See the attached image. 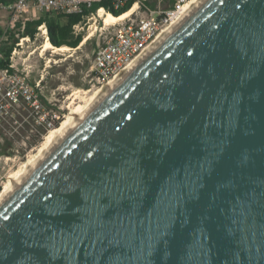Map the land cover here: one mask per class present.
Returning a JSON list of instances; mask_svg holds the SVG:
<instances>
[{
	"label": "water",
	"instance_id": "obj_1",
	"mask_svg": "<svg viewBox=\"0 0 264 264\" xmlns=\"http://www.w3.org/2000/svg\"><path fill=\"white\" fill-rule=\"evenodd\" d=\"M0 264H264V0L201 1L109 89L0 202Z\"/></svg>",
	"mask_w": 264,
	"mask_h": 264
},
{
	"label": "rangeland",
	"instance_id": "obj_2",
	"mask_svg": "<svg viewBox=\"0 0 264 264\" xmlns=\"http://www.w3.org/2000/svg\"><path fill=\"white\" fill-rule=\"evenodd\" d=\"M149 2L157 4L156 0ZM169 4L170 1L166 0L158 5L165 9ZM142 10L140 6L136 13H142ZM41 14L43 12L32 11L26 17L13 19L0 4L2 47L12 43L9 32L18 37L9 62L14 72L38 91L40 105L38 109L34 108L21 95L17 102L9 101L3 91L0 92V192L11 181L12 174L25 169L26 163L38 153L49 131L68 114L72 93L79 91L82 102L78 103L82 104L91 96L92 90L102 86L93 77L92 57L95 48L107 39L112 27L108 26L106 30L107 26L99 17L96 21L90 19L84 26L83 34L88 36L91 33V36L78 46L57 52L52 50L53 47L43 50L47 37L39 28L33 38L19 37L21 28L16 24L18 21L35 19ZM0 86L5 87L6 80L0 79ZM87 90L90 91L84 92Z\"/></svg>",
	"mask_w": 264,
	"mask_h": 264
},
{
	"label": "built area",
	"instance_id": "obj_3",
	"mask_svg": "<svg viewBox=\"0 0 264 264\" xmlns=\"http://www.w3.org/2000/svg\"><path fill=\"white\" fill-rule=\"evenodd\" d=\"M104 1L105 5L94 8V4ZM130 0H10L4 7L10 12L11 18L18 19L26 17L30 12H54L61 15L78 14L80 20L72 26L73 34H81L82 41L87 35L83 34L84 26L90 19L96 21L97 17L103 18L100 13H112L127 5ZM145 0H134L126 10H133L129 15L112 24H105L106 30L111 26L107 39L98 44L93 52L91 70L98 85H103L113 79L124 70L132 61L142 54L154 41L162 28L167 25L172 16L182 11L188 0H167L170 4L163 9L158 4L166 0H156L153 6L144 4ZM142 13H136L140 8ZM33 19V18H32ZM104 23V22H103ZM39 30L46 35L45 24L38 26ZM2 43L0 40V58ZM12 52V51H11ZM11 54L9 56V60ZM9 67L12 65L9 63ZM0 79L6 80V86H0V92L6 95L9 101L17 102L18 97L23 96L31 106L38 109V91L25 82L24 78L9 70L0 68ZM37 86V85H36Z\"/></svg>",
	"mask_w": 264,
	"mask_h": 264
},
{
	"label": "bare ground",
	"instance_id": "obj_4",
	"mask_svg": "<svg viewBox=\"0 0 264 264\" xmlns=\"http://www.w3.org/2000/svg\"><path fill=\"white\" fill-rule=\"evenodd\" d=\"M201 1L203 0H188L180 13H177L176 16H172L169 25H165L162 30L158 33L154 41L147 47V49L140 54L134 61H132L124 70L118 73L113 79L109 80L102 86H99L92 90L91 96L84 101L82 104L78 102L79 100V91L72 93L70 108L68 114L64 117L61 123L52 128L45 137V141L39 147L38 153L31 158L25 165V169L21 170L10 176L12 179L7 183L0 192V202L7 196V194L26 176V174L47 154V152L70 130L76 123L111 89L114 87L118 81L129 72L135 65H137L141 60H143L146 55L149 54L177 25L180 23ZM134 8V7H133ZM130 9L124 13L115 16L111 13L99 14L103 18L104 24L117 23L125 19L129 13L133 10ZM91 36V33L86 37L88 39ZM53 47V51H65L68 49V46L55 47L53 46L48 38L44 41L42 49L47 50ZM90 90L84 91L89 92Z\"/></svg>",
	"mask_w": 264,
	"mask_h": 264
},
{
	"label": "trees",
	"instance_id": "obj_5",
	"mask_svg": "<svg viewBox=\"0 0 264 264\" xmlns=\"http://www.w3.org/2000/svg\"><path fill=\"white\" fill-rule=\"evenodd\" d=\"M10 0H0L1 5H5ZM134 0H130L126 6L117 11H112L113 15L118 16L124 13L132 4ZM144 4H149L153 6L154 3H150L149 0H145ZM104 6V1H99L94 4V8L99 6ZM80 20V16L78 14H69V15H61L54 12H43V14L39 15L35 19H29L24 22L18 21L16 24L19 28H21L19 33V37H30L33 38L35 33L37 32V27L41 24H45L47 30V38L50 43L55 47L68 46L74 48L80 44L82 41V35L73 34L72 26L76 24ZM12 43L7 46H3L1 48L2 57L0 58V68H9V56L11 54L12 49L15 46V43L18 41V37H14L11 32L8 33ZM53 125H55L53 121ZM57 126V125H56Z\"/></svg>",
	"mask_w": 264,
	"mask_h": 264
}]
</instances>
